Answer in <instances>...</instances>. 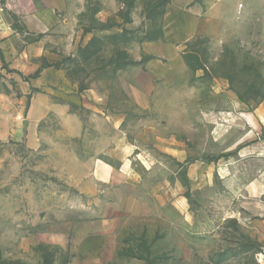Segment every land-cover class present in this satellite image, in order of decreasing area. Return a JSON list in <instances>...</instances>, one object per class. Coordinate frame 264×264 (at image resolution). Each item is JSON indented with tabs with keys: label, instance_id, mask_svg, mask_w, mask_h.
<instances>
[{
	"label": "rangeland",
	"instance_id": "1",
	"mask_svg": "<svg viewBox=\"0 0 264 264\" xmlns=\"http://www.w3.org/2000/svg\"><path fill=\"white\" fill-rule=\"evenodd\" d=\"M213 1L0 0V109L69 104L84 135L64 139L50 113L52 140L136 158L90 195L66 181L68 150L0 143L9 264H264V0H234L214 38L171 44L175 9Z\"/></svg>",
	"mask_w": 264,
	"mask_h": 264
},
{
	"label": "crops",
	"instance_id": "2",
	"mask_svg": "<svg viewBox=\"0 0 264 264\" xmlns=\"http://www.w3.org/2000/svg\"><path fill=\"white\" fill-rule=\"evenodd\" d=\"M238 3L234 4V0H214L201 13L192 9L176 8L172 19L174 18V25L180 27L176 30L178 35L173 36L174 38L177 37L178 41L173 38L171 44L188 42L196 36L214 38L224 28L231 15L235 13ZM179 28H181L180 31ZM166 37L169 36H164V39ZM167 43L169 44L170 41ZM159 55L168 58L174 56L172 53L158 54V57ZM180 56L184 58L182 55ZM1 107L0 110L13 111V114L12 119L8 115H0V143L10 140L16 142L25 141L32 150L37 152L45 151L47 154L50 153L52 147L58 151L68 150L71 152V167L77 170H69L70 175L66 181L76 187L81 193L90 195L95 193L97 195L98 191H101L105 186L127 181L129 175L132 174L133 159H136L132 155L122 157V162L118 166L110 161V157H113L114 153L118 151V148L114 147L116 143H111L112 145L108 152L101 155V152L87 154L86 150L78 148L73 143L67 144L63 141L52 140L50 134L43 129L44 122L50 113H54L58 117L60 130L57 133H62L64 139L68 137L70 140H74L84 135L83 123L80 117L72 112L69 104L62 103L61 105L50 104L46 101L41 102L39 97L34 96L28 106L13 103L2 104ZM108 115L112 114L108 113ZM106 117L108 116L106 115ZM106 117L101 119L106 124L110 122L114 125V122ZM242 153L243 150L241 155ZM135 155L140 154L136 153ZM228 169L231 170L230 166ZM260 170H264V167ZM61 175L65 174L62 173Z\"/></svg>",
	"mask_w": 264,
	"mask_h": 264
},
{
	"label": "trees",
	"instance_id": "3",
	"mask_svg": "<svg viewBox=\"0 0 264 264\" xmlns=\"http://www.w3.org/2000/svg\"><path fill=\"white\" fill-rule=\"evenodd\" d=\"M169 3H171V0H160V4H161V5H164V7H165L167 4H169ZM164 13H165V10L162 11V14H164ZM160 36H162V35H158L157 38H159ZM183 57H184V60H185V62L187 63V65H188L192 70H195V68H193V66H192L191 56H189V55L187 54V52H186V53L183 54ZM152 58H153V57H152ZM34 75H36V74H34ZM0 264H9V263L7 262V260L4 259V258L2 257V255H1V247H0ZM10 264H17V262H12V263H10Z\"/></svg>",
	"mask_w": 264,
	"mask_h": 264
}]
</instances>
